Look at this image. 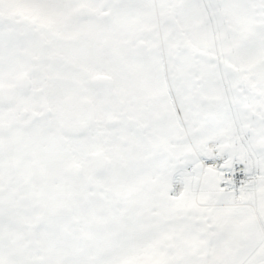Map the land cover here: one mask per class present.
Returning a JSON list of instances; mask_svg holds the SVG:
<instances>
[{"label":"snow or ice","instance_id":"1","mask_svg":"<svg viewBox=\"0 0 264 264\" xmlns=\"http://www.w3.org/2000/svg\"><path fill=\"white\" fill-rule=\"evenodd\" d=\"M0 264H264V0H0Z\"/></svg>","mask_w":264,"mask_h":264}]
</instances>
